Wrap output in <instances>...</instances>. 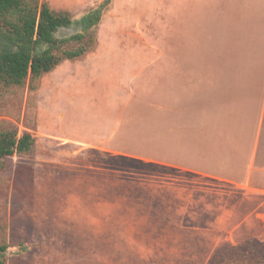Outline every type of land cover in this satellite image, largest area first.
Here are the masks:
<instances>
[{
	"label": "rangeland",
	"instance_id": "rangeland-1",
	"mask_svg": "<svg viewBox=\"0 0 264 264\" xmlns=\"http://www.w3.org/2000/svg\"><path fill=\"white\" fill-rule=\"evenodd\" d=\"M44 1L74 20L104 8L93 50L44 74L30 97L24 89L0 107V118L8 114L35 140L30 154L2 161L5 264H264V194L148 159L169 28L182 32L192 4ZM246 2L262 33V0ZM209 5L200 4L201 16L215 10Z\"/></svg>",
	"mask_w": 264,
	"mask_h": 264
},
{
	"label": "crops",
	"instance_id": "crops-1",
	"mask_svg": "<svg viewBox=\"0 0 264 264\" xmlns=\"http://www.w3.org/2000/svg\"><path fill=\"white\" fill-rule=\"evenodd\" d=\"M184 1L192 9L181 33L169 28L166 80L153 88L148 159L264 194V0L262 33L246 0ZM200 4L215 10L201 16Z\"/></svg>",
	"mask_w": 264,
	"mask_h": 264
},
{
	"label": "trees",
	"instance_id": "trees-1",
	"mask_svg": "<svg viewBox=\"0 0 264 264\" xmlns=\"http://www.w3.org/2000/svg\"><path fill=\"white\" fill-rule=\"evenodd\" d=\"M103 8L90 9L74 20L67 11H55L44 0H0V107L9 96L22 97L24 89L30 97L44 74L93 50ZM72 26L78 28L76 33L58 37L61 30ZM34 144V137L19 134L5 114L0 118V171L4 159L28 155ZM7 250L0 238V264L6 263Z\"/></svg>",
	"mask_w": 264,
	"mask_h": 264
}]
</instances>
